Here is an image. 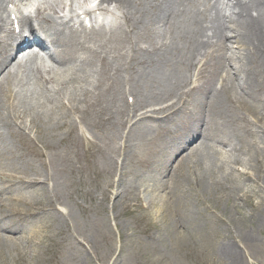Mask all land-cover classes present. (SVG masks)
Returning a JSON list of instances; mask_svg holds the SVG:
<instances>
[{
	"label": "bare ground",
	"instance_id": "bare-ground-1",
	"mask_svg": "<svg viewBox=\"0 0 264 264\" xmlns=\"http://www.w3.org/2000/svg\"><path fill=\"white\" fill-rule=\"evenodd\" d=\"M15 1L29 5L35 12L24 13L14 1L0 0V33H5L10 40L16 37L10 21L3 16L7 4L14 3L20 28L18 35L29 28L34 36L21 53H17L13 44L0 41V168L6 169L14 159L28 165L32 157L43 163V169L55 161L59 163L62 150L56 158L58 149H71L68 145L80 125L103 131L104 137L115 146L119 133L131 124L128 133H122L119 139L123 143L117 152L123 158L118 165L119 182L106 192L108 199H125L121 181L133 149V132L140 123H147V129L152 128L158 122L156 116L168 120L165 132L169 133L173 126L170 119L176 116V109L186 95L184 90L189 87L188 74L195 70L203 76L210 69H224L232 73L233 85L207 88V95L203 93L195 107L194 124L179 140L175 153L182 152L183 146L186 150L191 139L200 141L190 150L189 157L204 147L215 150V143L231 147L228 139L216 138L207 119H228L230 115L225 106L231 102L234 92L248 95L246 62L254 61L264 69V0ZM94 4L97 11L118 16L114 26H100L107 31L104 35L99 34L97 26L87 29L83 22H74L72 14L61 29L55 27L54 17L66 10L72 13L74 8L84 9ZM85 11L96 20L92 10ZM127 95L134 98L132 105ZM84 96H93L89 107L82 99ZM109 101L118 106L117 116L105 109ZM144 104L160 106L151 111L154 118L137 116L138 108ZM84 105L87 109H83ZM99 107L104 110L102 115L95 113ZM202 111L205 112L200 119ZM252 115L258 120V116ZM139 140L144 141L145 136L141 135ZM48 153L51 158L46 162ZM111 163L116 172L118 163L113 159ZM177 169L173 168L172 173ZM41 176L28 171L0 174V264H14L6 258L5 249L19 247L15 243L22 238H12L3 232H17L19 227L28 226L33 220L29 214L36 210L41 214L55 211L53 200L41 206L32 200L31 190L39 187V181L48 180V174ZM200 177L204 185L207 178L203 170ZM149 200L162 213L170 211L171 203L161 201L162 197L158 202L150 194ZM245 202L255 206L247 196ZM255 209L263 221L264 208L257 204ZM239 214L238 221H245L247 215L243 211ZM63 217L66 222L71 215L63 214ZM27 240L31 249L20 250L23 260L26 256H35L42 242L36 236H29ZM234 264H238L236 259Z\"/></svg>",
	"mask_w": 264,
	"mask_h": 264
},
{
	"label": "rangeland",
	"instance_id": "rangeland-1",
	"mask_svg": "<svg viewBox=\"0 0 264 264\" xmlns=\"http://www.w3.org/2000/svg\"><path fill=\"white\" fill-rule=\"evenodd\" d=\"M19 7L26 13L29 11L26 6ZM231 40H228L230 45ZM253 62H246L248 95L242 96L234 90V97L225 106L229 118L207 119L216 138L228 139L231 147L215 143V150L204 147L189 157L190 150L200 141L191 139L186 150L183 146L182 152L175 153L179 140L194 124L195 107L203 93L209 91L207 88L233 85L232 73L224 69L209 68L211 71L203 76H199L198 70L192 71L188 74L186 95L176 109V116L170 119L173 125L170 133H165L168 120L156 116L158 122L152 128L140 123L133 132V149L121 181L123 200L108 199L106 192L119 182L118 165L123 159L117 154L123 144L119 139L122 133H128L131 124L119 133L114 147L103 131L80 125L68 145L71 149L57 150L56 158L62 150L59 163L53 160L51 167L43 169V163L32 157L28 165L14 159L6 169L0 168V174L11 171L48 174V180L39 181V187L31 190V195L38 206L53 200L55 210L48 214L36 210L29 214L33 220L28 226L19 227L17 232H3L12 238L22 237L15 243L19 247L5 249L8 261L14 264H234L236 259L238 264H264V220L255 209L257 204L264 208V69ZM93 96L82 97L87 107L94 101ZM133 100L127 95L129 105ZM110 101L105 109L117 116L118 106ZM87 107L84 105L83 109ZM159 107L144 104L138 108L137 116L154 118L151 111ZM96 110V115L104 111L100 107ZM141 135L145 136L144 141L139 140ZM153 147L157 149L155 153ZM48 158L51 153L46 162ZM112 159L118 163V172L111 168ZM176 166V173H172ZM201 170L207 178L205 186ZM170 192L173 194L169 195ZM150 194L158 202L160 197L161 201L170 202V211L162 213L150 202ZM246 196L255 206L245 202ZM241 211L247 215L243 222L238 221ZM63 214H70V219L65 222ZM29 236H36L42 242L35 256L23 260L19 252L25 247L31 249L27 243Z\"/></svg>",
	"mask_w": 264,
	"mask_h": 264
}]
</instances>
